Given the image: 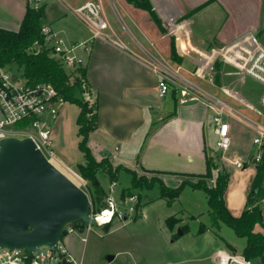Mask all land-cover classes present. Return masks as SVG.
Returning <instances> with one entry per match:
<instances>
[{
	"label": "crops",
	"instance_id": "obj_1",
	"mask_svg": "<svg viewBox=\"0 0 264 264\" xmlns=\"http://www.w3.org/2000/svg\"><path fill=\"white\" fill-rule=\"evenodd\" d=\"M86 1L0 0V27L19 29L30 4L44 8V25L59 31L68 43L88 40L87 48H79L78 53L84 58L86 79L93 100L97 102L98 125L88 138V145L97 160L107 157L113 166H124L139 174L142 171L156 173L168 186L193 177L189 174L205 173L210 154L206 144V116L195 110L199 101L185 104L175 92L169 93L174 110L165 113L166 100L155 101V98L162 97L158 89L159 75L139 50L127 42L132 50L105 38L90 40L89 28L70 10V6ZM117 1L130 22L126 25V36L150 40L158 49H164L162 40L169 35L178 38V33L187 44L188 39L207 38L236 39L243 44V40L250 38L251 44L254 42L252 47H264V0H150L166 31L156 24L147 10L128 0ZM110 23L113 25L111 19ZM174 111L175 114L170 116ZM227 190L228 187L226 204L233 215L240 216L247 208L248 195L245 207H232ZM260 206L262 218L256 229L264 232V200ZM193 216L196 220L201 218L199 212ZM204 224L207 229L198 231L199 234L211 230L209 224ZM73 237L67 235L64 241L76 256ZM219 237L223 242L211 254L219 264H231L233 260L242 264H260L262 261L260 258L247 261L234 243Z\"/></svg>",
	"mask_w": 264,
	"mask_h": 264
},
{
	"label": "rangeland",
	"instance_id": "obj_2",
	"mask_svg": "<svg viewBox=\"0 0 264 264\" xmlns=\"http://www.w3.org/2000/svg\"><path fill=\"white\" fill-rule=\"evenodd\" d=\"M118 8L119 18L114 15L110 8L107 9L113 23L111 25L119 31L125 42L138 50L135 43L136 38L132 35L131 38L126 36V25H130V22L119 5ZM164 28L167 30L166 27ZM172 36L179 56L178 60L171 58ZM179 36L185 49L180 48L178 38L169 35L162 40L164 49L161 47L159 49L162 54L180 65L182 71L200 86L218 93L246 114L258 118L257 114L251 111V107L258 104L261 84L252 77L241 74L237 64L248 61L254 54L255 48L252 47L254 42L251 44L250 38L243 40V44H239V40L236 41V39L207 38L204 40L188 39L189 44H187L180 33ZM140 39L145 46L152 49L149 44L150 40ZM90 40L92 39L90 38ZM39 49L40 46L37 50ZM217 60L221 61L218 66L216 65ZM15 71L20 76L22 75V70L15 69ZM175 93L177 94L176 97L182 100L181 92L176 91ZM84 96L90 104L94 102L91 92H88L87 89ZM164 100L167 102L164 112L173 111V99L170 94H167L165 99L163 97L155 98L157 103ZM204 106L199 101L195 105V110L197 113L206 116L208 153L218 166L213 171V178L207 179V182L209 185H214V179L218 172L227 171L229 173L227 190L229 203L232 207L243 208L257 172L256 168L249 166L246 169H239L223 161L211 125L213 112ZM79 111L80 109L75 103L64 102L57 119L53 123L51 144L57 158L65 161L78 174L76 163L84 160L83 153L78 146L79 136L76 119ZM232 126L233 144L227 152V156L232 159H245L249 152L256 150V146H253L254 133L239 121L233 122ZM138 175L146 176L147 179L161 178L156 173L145 171L138 173ZM98 177L108 194L112 183L109 176L100 171ZM198 179V177H187L184 180L197 182ZM178 185L177 183L171 186L176 187ZM80 186L89 194L91 199L93 189L91 183L84 179ZM113 190L117 206L128 210L133 205L134 213L126 218L114 217L111 222L91 225V228H88L86 223L77 221L75 224H68L64 229L61 237L63 242H65L64 238L67 235L72 234L74 236L72 242H74L75 257L82 264H219L216 262V258L211 255L216 251L217 245L223 242L219 236L230 243H234L239 254L243 252L247 244L246 237H239L235 230L224 222L221 223L220 229L217 231L211 228L208 232L199 234L201 221L210 225L208 199L202 189L186 186L181 195L171 205H168L167 199L161 195V187L158 182L151 188L133 187L132 175L121 169ZM129 191L132 195H129ZM198 212L201 214L200 220H196L193 216ZM173 215L179 220L172 229L166 220ZM83 237H86L85 241H83ZM110 256H113V259L110 260Z\"/></svg>",
	"mask_w": 264,
	"mask_h": 264
},
{
	"label": "built area",
	"instance_id": "obj_3",
	"mask_svg": "<svg viewBox=\"0 0 264 264\" xmlns=\"http://www.w3.org/2000/svg\"><path fill=\"white\" fill-rule=\"evenodd\" d=\"M108 8L119 18L117 0H88L81 5L70 6L76 17L89 28L91 39L98 37L109 39L122 48L132 50L112 27ZM42 33L46 45L69 73H76L78 67L84 66V58L77 50L87 48L88 40L75 44L68 43L61 33L50 25H44ZM135 43L140 55L159 75L160 96L165 97L169 93L179 91L183 96L182 100L197 99L212 110L213 132L226 164L246 169L249 166L256 168L264 161V47H256L248 61L237 63L241 74L248 75L261 84L258 104L251 107V111L257 114L258 118H255L218 93L200 86L182 71L180 65L166 58L155 43L149 42L152 49L137 38ZM64 102L65 99L52 83H29L10 66L0 62V140L7 136L20 138L29 136L48 158L56 156L51 148L53 123ZM235 121L249 127L254 133L253 146H256V150L249 152L245 159H232L227 156L233 144L232 124ZM115 183V181L111 183L106 196L107 207L92 213L99 219V225L103 221L111 222L114 217L126 218L135 211L133 205L128 210L117 206L113 190ZM107 212L105 218L103 215ZM87 225L91 228L90 224ZM85 240L86 237H83V241ZM0 264H82V262L76 259L61 238L56 246L44 245L31 252L27 248L2 246Z\"/></svg>",
	"mask_w": 264,
	"mask_h": 264
},
{
	"label": "trees",
	"instance_id": "obj_4",
	"mask_svg": "<svg viewBox=\"0 0 264 264\" xmlns=\"http://www.w3.org/2000/svg\"><path fill=\"white\" fill-rule=\"evenodd\" d=\"M128 1L137 7L147 10L156 24L163 31H166L163 27L162 19L158 16L150 0ZM43 27L44 8L28 4L19 29L13 30L0 27V62L10 66L13 70H22V76L29 83H52L65 101L78 105L80 109L76 119L79 136L78 146L83 153L84 160L77 163L76 167L79 174L89 181L93 187L91 192V212L97 213L107 207V192L98 177L100 171L107 173L110 181L114 182L119 178L120 170L124 169L132 175L133 187L151 188L158 182L161 187V195L167 199L168 205H171L181 195L186 186L202 189L205 191L208 199L210 228L217 231L220 229L222 222L226 223L235 230L238 236L246 237L247 244L243 249L245 259L251 261L260 258L263 263L264 232L256 228L261 222L259 211L261 209L260 205L264 200V161L256 167L257 172L253 178L247 197V208L240 216H235L225 201L229 173L225 170L219 171L215 177L214 185L211 186L207 182V179L213 178V171L218 167L210 155L207 157V169L205 173L189 174V176L198 177L197 182L183 180L176 187L168 186L162 178L154 177L147 179L146 176H139L133 169L124 166H113L107 157L97 160L88 145V138L91 131L97 128L98 108L96 101L90 104L84 96L86 89L88 92H91L90 85L86 79V69L84 66H80L77 68L76 73H69L52 53L51 48L46 45L42 33ZM171 40V58L178 60L179 56L176 52L173 36ZM178 40L180 48L184 50L185 47L179 33ZM39 46L40 49L37 50ZM220 64L221 61L217 60L216 65ZM217 78H219V75H217ZM173 114H175V111L170 116ZM129 195H132L131 191H129ZM178 220L173 215L167 218L166 221L169 227L173 229ZM76 222H71L70 224H75ZM205 229H207V226L201 223L199 231L203 232Z\"/></svg>",
	"mask_w": 264,
	"mask_h": 264
},
{
	"label": "water",
	"instance_id": "obj_5",
	"mask_svg": "<svg viewBox=\"0 0 264 264\" xmlns=\"http://www.w3.org/2000/svg\"><path fill=\"white\" fill-rule=\"evenodd\" d=\"M91 204L89 194L55 166L31 137L0 140V247L31 252L56 246L71 222L99 225ZM259 214L262 218V210Z\"/></svg>",
	"mask_w": 264,
	"mask_h": 264
},
{
	"label": "bare ground",
	"instance_id": "obj_6",
	"mask_svg": "<svg viewBox=\"0 0 264 264\" xmlns=\"http://www.w3.org/2000/svg\"><path fill=\"white\" fill-rule=\"evenodd\" d=\"M50 161L57 166L60 170H62L68 177H70L76 184L80 185L84 181V179L76 173L74 170H72L70 167L65 165L60 159H58L56 156H52L49 158ZM108 212L103 215L105 218L107 216ZM99 220V219H97ZM107 221H103L102 223H106Z\"/></svg>",
	"mask_w": 264,
	"mask_h": 264
}]
</instances>
